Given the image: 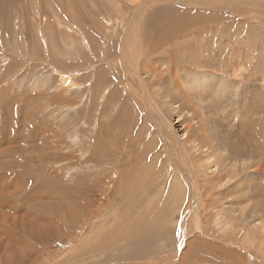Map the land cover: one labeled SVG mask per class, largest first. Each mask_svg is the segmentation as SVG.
<instances>
[{
  "label": "rangeland",
  "instance_id": "rangeland-1",
  "mask_svg": "<svg viewBox=\"0 0 264 264\" xmlns=\"http://www.w3.org/2000/svg\"><path fill=\"white\" fill-rule=\"evenodd\" d=\"M70 2L0 0V264H264V0Z\"/></svg>",
  "mask_w": 264,
  "mask_h": 264
},
{
  "label": "bare ground",
  "instance_id": "bare-ground-1",
  "mask_svg": "<svg viewBox=\"0 0 264 264\" xmlns=\"http://www.w3.org/2000/svg\"><path fill=\"white\" fill-rule=\"evenodd\" d=\"M69 2H70V0H69ZM70 3H72V2H70ZM73 5V4H72ZM74 7V6H73ZM10 9V8H9ZM81 14V13H80ZM90 18V17H89ZM166 33H167V31H166ZM138 37V36H137ZM133 39H135V35H134V37L133 36H128L127 35V42L129 41V42H132L133 41ZM128 53H130V54H134V56H135V53L137 52L136 50V47L135 48H129L128 47ZM111 51V50H110ZM184 56V55H183ZM137 56H135V58H136ZM200 57V56H199ZM130 60V59H129ZM136 63V62H135ZM134 63V64H135ZM132 65V64H131ZM132 67V66H131ZM135 68V67H134ZM149 68H150V66H149ZM114 69H116V68H114ZM130 69V68H129ZM196 70V69H195ZM194 71H192V73L190 74V73H186V74H188V78H190L191 80V82L193 81V82H197V81H199V80H201V81H203V83H204V87H206L207 86V84H206V79L205 78H202L203 76H204V73L203 72H197V74L195 75L194 73H193ZM116 73V72H115ZM114 73V74H115ZM101 74V73H100ZM100 74H98V76L100 75ZM200 75V76H197V75ZM209 74H210V77L213 79V80H215V79H219L221 82H222V84H221V86H224V79L223 78H221L220 76H215L214 74L213 75H211L212 73L211 72H209ZM217 75V74H216ZM120 77V76H119ZM97 79V78H96ZM160 79V81H161V78H159ZM98 80V79H97ZM218 81H216V83H217ZM142 83V82H141ZM140 82H138V84H141ZM187 83V86H189V88L190 89H192V88H196L195 86H192V85H190L188 82H186ZM102 84V82L100 81L99 82V85H101ZM160 84V83H159ZM142 86H143V84H142ZM142 88V87H141ZM143 89V88H142ZM144 90H145V88H144ZM148 90V89H147ZM150 90V89H149ZM141 92H143V91H141ZM145 93H146V91H145ZM143 94V93H142ZM142 94H140V96L142 95ZM141 99L143 98V96L142 97H140ZM144 99V98H143ZM142 99V100H143ZM146 99H149V101H146V102H148V103H151L152 101V99L149 97V96H147V98ZM179 99V98H178ZM186 99H188V97L186 98ZM143 101H145V99L143 100ZM207 122V121H206ZM37 133V132H36ZM36 133H35V135H36ZM7 134V133H6ZM38 135V134H37ZM48 136H49V134H48ZM11 137V136H10ZM10 137H5V138H3V139H0V141H4L5 142V145H6V147H3L2 148V151H0L2 154L4 153V150H6V148H8L9 146H12L11 144L13 143V142H18L19 140H17V136L15 137L16 139H11ZM42 137V136H41ZM40 137V138H41ZM12 138H14V137H12ZM205 139V138H204ZM39 141H40V139H38ZM38 140H36V141H38ZM50 140V139H49ZM214 141V140H213ZM20 143V142H19ZM22 143V142H21ZM207 143V142H206ZM42 145H44V143H42ZM16 146H17V144H16ZM13 147V146H12ZM38 146L37 145H32V146H29V147H26V150H30L31 151V149H36ZM218 147V146H217ZM11 148V147H10ZM214 153V152H213ZM255 155V154H254ZM218 156V155H217ZM187 157V156H186ZM185 159V158H184ZM217 160V159H216ZM1 163H3V162H0V167L1 166H3V164L1 165ZM216 163V162H215ZM191 170V169H190ZM194 174V173H193ZM187 175V174H186ZM195 175V174H194ZM194 177V176H193ZM158 178V177H157ZM195 178V177H194ZM173 180V179H172ZM188 180H189V177H188ZM192 180V179H191ZM0 182H3L4 183V186L7 184V183H12V185L10 186V187H8V186H6V187H2V188H0V191H2V192H0V203H6L7 201H5V198L4 197H8V196H10V195H13V194H15V193H17L19 190L18 189H20L19 188V185H18V182L16 181V180H10V178L8 177V176H3V177H0ZM189 182V181H188ZM1 184V183H0ZM179 186V185H178ZM177 186V187H178ZM194 186V185H193ZM192 185H191V187H193ZM195 189V187H193L192 188V190H194ZM39 190V194H37V192L34 190V191H32L31 193H29V194H31L32 196H37V195H39L38 197H36L37 199L39 198V197H43V196H46L47 197V200L49 201V199H53L55 196H56V194H53V193H48V192H46L43 188L42 189H38ZM121 190V189H120ZM191 190V191H192ZM197 192H198V190L197 189H195V191H193V192H191L190 194L192 195V197L191 198H195V196H197ZM43 194V195H42ZM82 196V195H81ZM44 199V198H43ZM42 199V200H43ZM55 199V198H54ZM53 199V200H54ZM157 199V198H156ZM41 200V199H40ZM45 200V199H44ZM83 200V199H82ZM95 200V199H94ZM10 201V205H9V207H11L12 209H14V204L16 203V201L15 200H13V199H11V200H9ZM86 201H88V200H86ZM41 202V201H40ZM44 202V201H43ZM46 203H48V202H46ZM9 204V203H8ZM21 204V203H20ZM91 204V203H90ZM177 205V204H176ZM1 206V205H0ZM190 206H191V204H190ZM36 208V207H35ZM71 208V207H70ZM45 209H48V210H50V211H54V208H53V206H49V205H46V207H45ZM178 209V208H177ZM10 210V209H9ZM31 210V209H30ZM32 210H35V209H33L32 208ZM38 209H36V211H37ZM41 209H39V211H40ZM73 210V209H72ZM92 210H94V209H92ZM188 210V209H187ZM11 211V210H10ZM13 212V211H12ZM33 212V211H32ZM42 212V211H41ZM50 213V212H49ZM75 213V212H74ZM78 212H76L75 214H77ZM183 214H185V213H183ZM22 215V214H21ZM53 215V214H52ZM76 216V215H75ZM26 217V216H25ZM28 217V216H27ZM78 217V216H77ZM184 217H186V215L184 216ZM188 217V216H187ZM0 218L2 219L1 221H0V228L2 227H4L5 225H8V223H10V220H14L15 221V218L14 217H10L9 215H5V214H2L1 212H0ZM30 218H32L31 216H30ZM35 218V217H34ZM37 219V218H36ZM35 219V220H36ZM76 219V218H75ZM194 219H196V218H194ZM27 220V219H26ZM41 220V219H40ZM42 220H43V218H42ZM176 220V219H175ZM182 220V219H181ZM183 220H184V218H183ZM17 221V220H16ZM16 221H15V223H16ZM25 221V220H24ZM44 221V220H43ZM46 221V220H45ZM49 221V220H48ZM26 222V221H25ZM41 222V221H40ZM53 222V221H52ZM71 222V221H70ZM184 222V221H183ZM23 223V222H22ZM33 223V225H34V222H32ZM49 223V222H48ZM186 223H188V221L186 222ZM186 223H185V225H186ZM194 223H195V220H194ZM19 224V223H18ZM36 224V223H35ZM32 225V226H33ZM50 225H52L53 226V223L52 224H50ZM196 225V224H195ZM19 226V225H18ZM22 226V225H21ZM40 226V225H39ZM187 226V225H186ZM194 226V225H193ZM35 227V226H34ZM38 227V226H37ZM44 227V226H43ZM45 227H46V225H45ZM48 227V226H47ZM15 228V227H14ZM23 228V227H22ZM22 228H20V229H22ZM38 228H40V227H38ZM50 228V227H49ZM48 228V229H49ZM53 228H54V226H53ZM187 228H189V227H187ZM196 228V227H195ZM194 228V229H195ZM12 229V228H11ZM10 229V230H11ZM24 229V228H23ZM37 229V228H36ZM190 229V228H189ZM12 231H14V230H12ZM42 231V230H41ZM46 231H48V230H46ZM45 231V234L47 233ZM56 231V230H55ZM2 232L3 233H6V236H8V238H7V240H9V241H14V238H13V236H12V234H11V232L9 233V232H5V230L3 231L2 230ZM38 233V232H37ZM43 233V232H42ZM29 234H32V233H29ZM34 234H36V233H34ZM49 234L47 233V235H45V236H48ZM42 236H43V238L42 239H44V235L42 234ZM31 237H32V235H31ZM1 239V238H0ZM46 239V238H45ZM49 239V238H48ZM3 240L5 241V238H3ZM47 241V240H46ZM3 242V241H2ZM14 242H16V241H14ZM48 242H49V240H48ZM17 243V242H16ZM3 244V243H2ZM22 244V243H21ZM27 244V243H26ZM96 244V243H95ZM17 245H19V244H17ZM30 245V244H29ZM36 245V244H35ZM35 245H31V248H32V246H35ZM19 246H21V245H19ZM25 246H27V245H25ZM16 248V247H15ZM25 248V247H24ZM41 248H43V247H41ZM10 249H12V248H10ZM13 249H14V247H13ZM18 249V248H17ZM26 249V248H25ZM0 250H1V248H0ZM27 250V249H26ZM25 250V251H26ZM105 250V249H104ZM9 251V250H8ZM13 251V250H12ZM12 251H9V253H7V252H5V253H7V255H8V257L7 256H5V258L7 257V259H4V260H7L6 262H4V264L5 263H8V264H10V261L11 260H13V259H15V260H17V258L18 257H20V256H15V254H13V252ZM15 251V250H14ZM18 251H19V249H18ZM17 251V252H18ZM36 251V250H35ZM23 252V251H22ZM19 253V252H18ZM18 253H17V255H18ZM105 253V252H104ZM27 254V253H26ZM35 254V253H34ZM40 253H38V255H39ZM102 254V253H101ZM3 255V254H2ZM29 255V254H28ZM27 255V256H28ZM83 255V254H82ZM1 257V256H0ZM41 257V256H40ZM2 258V257H1ZM4 258V257H3ZM23 258V257H22ZM25 259V258H24ZM37 259V258H36ZM1 260V259H0ZM30 260H32V259H30ZM35 260V259H34ZM33 261V260H32ZM40 261V260H39ZM0 262H2V260L0 261ZM19 262H21V259L19 260ZM38 263V262H37ZM23 264V263H22ZM34 264H36V263H34Z\"/></svg>",
  "mask_w": 264,
  "mask_h": 264
},
{
  "label": "crops",
  "instance_id": "crops-1",
  "mask_svg": "<svg viewBox=\"0 0 264 264\" xmlns=\"http://www.w3.org/2000/svg\"><path fill=\"white\" fill-rule=\"evenodd\" d=\"M183 26V25H182ZM2 148V147H1ZM17 182H18V185H19V182H20V180H17ZM13 183V182H12ZM12 183H7L4 187H6V186H8V187H10L11 185H12ZM25 193H29V192H25ZM14 195H16V193L14 194ZM22 195V194H21ZM23 196H24V193H23ZM10 204V203H9ZM7 202L6 203H2V205L0 206V208H2V209H4V210H8L7 209V207H6V205H9ZM141 210H139L137 213H135V214H132V215H136L135 217H139V216H141V215H143V213L142 212H140ZM133 227H134V230H139L140 228L139 227H135L134 226V224H133ZM128 230L130 229V228H127ZM120 238L118 239V244H122V245H124V246H129L130 244H133V245H135V246H139V247H152L153 245H149V244H147L146 242H144V241H140V240H136L135 242H132V241H130V240H126V239H124L123 237H121V236H119ZM151 253H156V252H153V251H150V253L149 254H151ZM201 260V258H198V259H196L195 260V262H199ZM208 262V261H207Z\"/></svg>",
  "mask_w": 264,
  "mask_h": 264
}]
</instances>
